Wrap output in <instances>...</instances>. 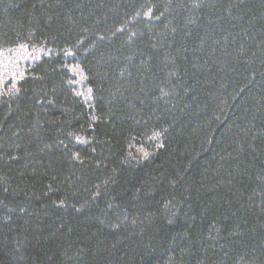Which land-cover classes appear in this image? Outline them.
<instances>
[{"label": "trees", "instance_id": "obj_1", "mask_svg": "<svg viewBox=\"0 0 264 264\" xmlns=\"http://www.w3.org/2000/svg\"><path fill=\"white\" fill-rule=\"evenodd\" d=\"M3 59L0 264H264V0H0Z\"/></svg>", "mask_w": 264, "mask_h": 264}, {"label": "rangeland", "instance_id": "obj_2", "mask_svg": "<svg viewBox=\"0 0 264 264\" xmlns=\"http://www.w3.org/2000/svg\"><path fill=\"white\" fill-rule=\"evenodd\" d=\"M30 60L33 61V58H30ZM27 68L28 67H25L23 63L17 62L16 60L4 62L3 59L0 61V95H2V90H5L7 86L16 87L18 82L27 76V71L25 70ZM82 81L84 83V79H82ZM79 85L81 86L80 83Z\"/></svg>", "mask_w": 264, "mask_h": 264}]
</instances>
